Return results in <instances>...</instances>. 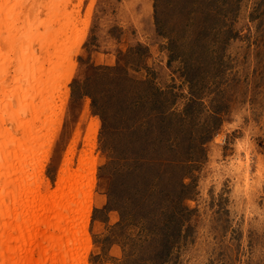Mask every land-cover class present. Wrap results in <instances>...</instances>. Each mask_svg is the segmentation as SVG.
<instances>
[{"label":"rangeland","instance_id":"obj_1","mask_svg":"<svg viewBox=\"0 0 264 264\" xmlns=\"http://www.w3.org/2000/svg\"><path fill=\"white\" fill-rule=\"evenodd\" d=\"M79 9L43 177L93 144L87 264H264V0Z\"/></svg>","mask_w":264,"mask_h":264},{"label":"bare ground","instance_id":"obj_2","mask_svg":"<svg viewBox=\"0 0 264 264\" xmlns=\"http://www.w3.org/2000/svg\"><path fill=\"white\" fill-rule=\"evenodd\" d=\"M69 1L0 0V264H87L93 144L75 168L68 147L54 190L43 177L79 36Z\"/></svg>","mask_w":264,"mask_h":264}]
</instances>
